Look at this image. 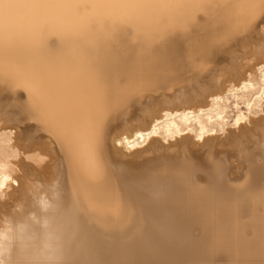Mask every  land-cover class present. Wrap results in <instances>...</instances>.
<instances>
[{
	"label": "bare ground",
	"instance_id": "obj_1",
	"mask_svg": "<svg viewBox=\"0 0 264 264\" xmlns=\"http://www.w3.org/2000/svg\"><path fill=\"white\" fill-rule=\"evenodd\" d=\"M4 10L0 218L57 181L83 216L82 264H264V20L248 22L261 0ZM37 73L72 106L66 137L17 87Z\"/></svg>",
	"mask_w": 264,
	"mask_h": 264
},
{
	"label": "clouds",
	"instance_id": "obj_2",
	"mask_svg": "<svg viewBox=\"0 0 264 264\" xmlns=\"http://www.w3.org/2000/svg\"><path fill=\"white\" fill-rule=\"evenodd\" d=\"M54 193L29 190L31 202L0 218V264H82L85 244L79 212Z\"/></svg>",
	"mask_w": 264,
	"mask_h": 264
},
{
	"label": "snow or ice",
	"instance_id": "obj_3",
	"mask_svg": "<svg viewBox=\"0 0 264 264\" xmlns=\"http://www.w3.org/2000/svg\"><path fill=\"white\" fill-rule=\"evenodd\" d=\"M40 0H0V32L3 31L5 22V10L4 5L7 3L9 6V15L11 11L16 8L30 7ZM179 5H195L203 4L206 0H174ZM240 6H246L247 0H238ZM162 22L166 21V14L161 16ZM260 20H264V0H261V13L258 16L255 12L250 14L248 22L259 23ZM18 88L26 91L30 97L27 102L28 110L35 113L41 123L48 125L53 134H58L61 137H66V123L72 114V106L66 98L65 93L57 88H54L51 81L43 74L37 73L33 76H22L17 84ZM90 146L93 149V155L95 156V150L97 146V132L94 125L89 126L88 129ZM95 174V172H93ZM3 184L0 182V187ZM104 195V193H101ZM79 212V209L72 204ZM80 221L83 222V216L80 215Z\"/></svg>",
	"mask_w": 264,
	"mask_h": 264
},
{
	"label": "rangeland",
	"instance_id": "obj_4",
	"mask_svg": "<svg viewBox=\"0 0 264 264\" xmlns=\"http://www.w3.org/2000/svg\"><path fill=\"white\" fill-rule=\"evenodd\" d=\"M83 5H85V4H83ZM89 6H90V5H89ZM89 6H88V4L86 5V7H88V9H86V7L84 6V7H85V9L87 10V12H89V11H91V10H92V8H91V7H90V8H91V10L89 9ZM80 8H81V9L83 8V7H82V5H81V7H80ZM86 10H85V11H86ZM88 10H89V11H88ZM85 11H84V13H85ZM82 12H83V10H82ZM91 13H93V12L91 11V12H90V14H91ZM85 14H87V13H85ZM88 14H89V13H88ZM90 14H89V15H90ZM100 17H102V16H100ZM100 17H99V18H100ZM105 17H109V16H105ZM105 17H104V15H103V17H102V18H100V19L102 20V19H104ZM111 17H112V19H110ZM113 17H114L115 21H116V18H118V16H117V17H116V16H110V18H108V20H111V22L109 21L108 23H110V24H113V26H114V27H115V25L117 26L119 23H120V25H118L117 27L121 26V25H122V23H121V22H122V20H123V21H126L125 23H124V22H123V23H124V24H126L127 26H128V25H131L130 23H132V25H134V23H133L132 21L128 22L129 24H127V21H129V20H124V19H122V20H121V22H120V20H118V19H120V18H121L120 16H119L120 18H118V19H117V20H118V22L112 21V20H113ZM89 18H92V16L88 17V19H89ZM91 20H93V19H90V21H91ZM98 20H99V19H98ZM98 20H97V22H99V21H100V20H99V21H98ZM104 20H107V19H104ZM104 20H103V21H104ZM114 22H115V25H114ZM99 23H100V22H99ZM102 23H103V22H102ZM105 23H106V21H105ZM108 23H107V24H108ZM116 23H117V24H116ZM107 24H105V25H107ZM124 24H123V25H124ZM90 25H91V24H90ZM102 25H104V23H103ZM123 25H122V26H123ZM92 26H93V25H92ZM99 26H101V23L99 24ZM107 26H108V25H107ZM124 26H125V25H124ZM134 26H136V27H137V25H136V24H135ZM134 26H132V27H133V29H135V28H134ZM108 27H111V28H113L111 25H109ZM132 27H131V28H132ZM111 28H110V29H111ZM125 28H128V27H125ZM129 28H130V27H129ZM129 28H128V29H129ZM133 29H132V31H133ZM137 29H138V32H139V26L137 27ZM129 30H131V29H129ZM135 30H136V29H135ZM109 32H110V31H109ZM133 32H134V31H133ZM135 32H137V30H136ZM52 39H54V38H52ZM55 39H56V38H55ZM179 88H180L179 86H175V90H177V91H178V90H179ZM6 103H7V105H9V106H8L9 108H7V109H8V110H10V108H11V105H10V104H11V101H7ZM8 103H10V104H8ZM4 121L6 122V121H7V119H4Z\"/></svg>",
	"mask_w": 264,
	"mask_h": 264
}]
</instances>
